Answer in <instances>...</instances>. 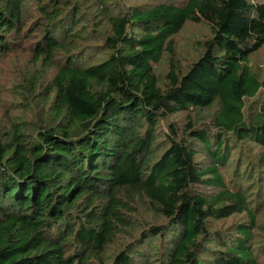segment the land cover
Wrapping results in <instances>:
<instances>
[{
  "label": "trees",
  "instance_id": "16d2710c",
  "mask_svg": "<svg viewBox=\"0 0 264 264\" xmlns=\"http://www.w3.org/2000/svg\"><path fill=\"white\" fill-rule=\"evenodd\" d=\"M260 49L264 0H0V264H264Z\"/></svg>",
  "mask_w": 264,
  "mask_h": 264
},
{
  "label": "rangeland",
  "instance_id": "374dc122",
  "mask_svg": "<svg viewBox=\"0 0 264 264\" xmlns=\"http://www.w3.org/2000/svg\"><path fill=\"white\" fill-rule=\"evenodd\" d=\"M182 35H177L174 37L176 41V56L179 58H184V57H189L193 53V44L191 39H195L194 37H199V36H204L207 33L206 27L203 26L202 24L198 25H192V24H187L185 28L181 30ZM188 36H192L190 39ZM250 64H251V69L255 71L257 74H262L264 71V50L260 49L250 57ZM164 61L160 62L159 65L156 68V71L159 72L164 68ZM10 95L4 94L3 100H2V106L5 107L7 110L6 112L12 111L15 107L19 105L18 100L19 96L15 94L13 91H8ZM1 112V110H0ZM212 109L209 110H204L201 115H198L200 117L193 115V120L197 121L198 125L200 122L205 121L208 122L209 117L211 115ZM183 114H178L176 115V119L180 120L182 118ZM248 145V144H247ZM250 146V145H249ZM250 153L255 151V147H246ZM231 166H229L230 168ZM232 168V167H231ZM229 169L228 171H230ZM258 222L262 223L264 221V210L261 211V214L258 216ZM236 218V216L228 218L224 221L218 222L219 225L223 226L227 223H229L230 220Z\"/></svg>",
  "mask_w": 264,
  "mask_h": 264
}]
</instances>
